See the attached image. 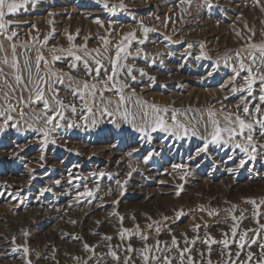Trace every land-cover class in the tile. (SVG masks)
I'll use <instances>...</instances> for the list:
<instances>
[{
	"label": "rangeland",
	"instance_id": "rangeland-1",
	"mask_svg": "<svg viewBox=\"0 0 264 264\" xmlns=\"http://www.w3.org/2000/svg\"><path fill=\"white\" fill-rule=\"evenodd\" d=\"M210 2L214 7L208 8L205 0H193L190 7L179 0H123L126 8L111 12L104 4L111 8L121 0H39L17 16L16 42L32 43L31 37L37 35L42 40L54 27L55 36L43 48L49 56L53 45L70 46L68 34L76 37V45L86 42L91 50L102 47L101 36L114 47L121 34L134 31L137 41L132 42L127 63L134 68L136 81L129 79L128 83L139 99L168 107L165 119L169 122L175 108L181 113L178 119L187 124L202 113L206 118L209 107H220L218 101L229 109L236 105L238 94L229 91L235 50L253 32V41H264V0L260 5L254 0ZM141 21L153 29L146 38ZM139 39L145 43L139 44ZM137 49L139 57L135 56ZM17 51L22 60L23 48ZM29 54L34 57L36 49ZM66 63L58 62L55 68L68 71ZM61 96L71 100L63 91ZM106 96L117 99L110 93ZM128 106L133 108V102ZM187 109L193 111L185 116L182 113ZM73 119L79 127L58 128L50 133L47 143L43 133L36 131L43 121L33 123L31 129L21 121L22 131L8 128L0 132V264H27L28 259L32 264H77L75 257L88 256L84 243L100 244L105 234L113 236L111 243H119L121 224L115 213L124 217V227L135 222L145 229L147 217H151L161 221L162 229L171 228L178 238L185 232L194 235L193 225L200 224L201 236L207 231L220 239L221 231H228L231 223L230 219L223 223L228 215L223 209L238 205L239 216L241 210L252 209L246 200L259 203L264 198V151L248 160L230 145H209L206 153L196 155L205 141L192 136L191 128L188 136L157 130L150 132L148 140L127 124L117 127L109 123L107 116L95 124ZM191 123L204 135L196 120ZM241 159L246 161L242 167ZM177 164L186 167L174 168ZM100 172L105 175L99 176ZM97 188L95 198L80 195ZM114 200L119 203L113 204ZM201 206L206 211H200ZM181 209L184 215L176 219ZM211 209L219 210V216L209 217L207 210ZM164 216L172 219L164 222ZM253 226L254 221L249 220L242 224ZM159 238L169 240L170 236L162 231ZM22 246L29 248L28 254ZM133 246L140 247V241L133 238ZM217 248L213 245V261L220 259Z\"/></svg>",
	"mask_w": 264,
	"mask_h": 264
},
{
	"label": "snow or ice",
	"instance_id": "snow-or-ice-1",
	"mask_svg": "<svg viewBox=\"0 0 264 264\" xmlns=\"http://www.w3.org/2000/svg\"><path fill=\"white\" fill-rule=\"evenodd\" d=\"M38 2L39 0H0V132L8 128L22 131L21 121L29 129L33 127V123L43 121V127L36 131L43 133L47 143L50 133L56 129L65 125L68 128L79 127L73 117L84 124H95L107 116L109 123L117 127L127 124L136 132L143 133L148 140H151L150 132L157 130L188 136L191 128L192 136H200L205 141L196 155L206 153L209 145L221 148L230 145L241 150L248 160H255L256 154L264 151V41H253L254 32L240 49L235 50L233 76L230 78L233 86L229 91L238 94L236 105L229 109L218 101L220 107H209L206 118L202 113L199 117H191L187 124L178 119L180 110L173 108L169 122L165 119L168 107L139 99L136 97V90L128 83L129 79L136 81V76L132 74L134 68L127 63L132 56V42L137 41L136 32L121 34V39L114 47H110L111 41L108 38L101 36L99 40L102 47L91 50L86 42L76 45V37L68 34L67 40L72 42L70 46L57 48L53 45L48 49L49 56L44 55L43 48L55 36L54 27L42 40L37 35L31 37L32 43L26 40L18 45L16 41L19 33L14 29L20 25L16 18L22 10L26 12L29 5ZM192 2L193 0H179L180 4L189 7ZM254 3L260 5V0H254ZM205 4L208 8L214 7L210 0H205ZM104 7L115 12L117 7L124 9L126 5L121 0L119 5L109 8L105 3ZM49 23L52 24L53 21L50 20ZM96 23L100 24V21L97 20ZM141 26L146 38L153 29L144 27L142 21ZM84 39L86 41L88 38ZM138 43L144 44L145 40L139 39ZM191 47L193 45L188 44V48ZM18 48L24 50L22 60ZM32 48L36 49L34 57L29 54ZM140 55V49H137L135 56ZM201 55L207 57V53L203 51ZM65 60L68 71L55 68L56 63ZM139 72L146 75L143 69H139ZM62 91L71 96L70 101L67 96H61ZM106 93L117 96V99H111ZM227 99L226 96L225 100ZM129 101L133 102V108H129ZM189 111L193 110L187 109L182 114L187 116ZM192 120H196V124L203 128L204 135L201 136L199 129L192 125ZM51 142L54 144L55 140ZM245 162L241 159L240 166ZM173 167L183 169L186 166L177 164ZM104 175L103 172L99 173L101 177ZM115 183L121 185L120 180ZM97 191L98 188L87 189L80 195L95 198ZM176 194L179 195V192ZM118 203L119 201H113V204ZM246 203L252 205L251 211L241 210L239 216L236 214L238 205L223 209L228 214L223 223L228 224L229 219L231 223L228 231H221L220 239L207 231L201 236L200 224L193 225L191 231L194 235L189 236L185 232L178 238L171 228L162 229L159 226L161 221L151 217H147L149 222L145 226L146 230L135 222L132 227H124V217L115 213L121 224L117 232L119 243H111L113 236L105 234L100 244L84 243L83 249L88 256H77L75 260L77 264H264V198L259 203L256 199L246 200ZM200 211L206 210L201 206ZM219 214L217 209L207 210L209 217H218ZM183 215L181 209L176 213V219ZM132 219L135 221V217ZM169 219L172 218L163 217L164 222ZM245 220L254 221V226L242 227ZM203 227L206 229L208 226L204 224ZM162 231L170 236L169 240L159 238ZM24 235L27 236L28 233L25 232ZM133 238L140 241V247L133 246ZM213 245L218 246L217 255L220 259L216 261L212 260ZM22 247L23 252L28 254L29 248ZM100 248L106 251L98 252L97 249ZM27 264H32L31 259L27 260Z\"/></svg>",
	"mask_w": 264,
	"mask_h": 264
},
{
	"label": "bare ground",
	"instance_id": "bare-ground-1",
	"mask_svg": "<svg viewBox=\"0 0 264 264\" xmlns=\"http://www.w3.org/2000/svg\"><path fill=\"white\" fill-rule=\"evenodd\" d=\"M222 27H223V26H222ZM186 86H187V85H186ZM191 92H192V91H191ZM210 92H211V91H210ZM211 93H212V92H211ZM215 93H216V92H215ZM215 93H214V94H215ZM193 94H194V93H193ZM199 94H200V93H199ZM205 94H206V93H205ZM174 95H175V94H174ZM209 95H210V94H209ZM211 95H212V94H211ZM215 95H216V94H215ZM179 96H180V95H179ZM179 96H178V97H179ZM161 98H162V97H161ZM221 98H222V97H221ZM180 100H181V99H180ZM172 101H173V99H172ZM184 102H185V101H184ZM232 107H233V106H232Z\"/></svg>",
	"mask_w": 264,
	"mask_h": 264
}]
</instances>
